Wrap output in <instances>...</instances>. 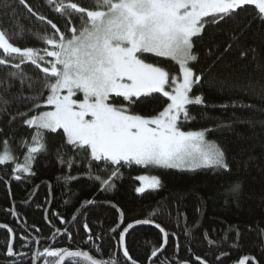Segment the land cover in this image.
Instances as JSON below:
<instances>
[{
    "label": "trees",
    "instance_id": "obj_1",
    "mask_svg": "<svg viewBox=\"0 0 264 264\" xmlns=\"http://www.w3.org/2000/svg\"><path fill=\"white\" fill-rule=\"evenodd\" d=\"M26 2L46 20L29 14L18 0H7L13 6L8 9L0 0V29L6 31L15 46L44 47L35 37L54 32L47 20L67 31L65 18L52 11L46 0ZM73 2L87 8L93 5V0ZM74 23L79 27L78 22ZM193 39L198 59L191 66L197 74H204L193 91L203 95L207 107H190L195 120L184 130L211 129L206 137L223 149L231 170L227 176H217L208 169L181 172L132 165L120 169L111 190L101 191L98 183L88 179V164L80 157H76L70 172L79 178L65 182L69 169L56 155L63 140L58 133H45L47 151L38 154L33 162L34 174L14 172V163L0 164V223H9L14 217L12 222H18L37 238L41 251L52 242L73 245L103 261L112 253L118 264H125L118 236L109 231L118 220L119 209L125 224L150 219L169 233L164 252L150 264H161L165 258L169 264H201L196 257L207 264H238L245 256L254 258L246 264H264V21L258 18L254 6H245L226 23L206 25L202 37ZM152 61L170 70L177 67L162 58L152 56ZM9 71H22L33 79L42 78L43 73L31 64H23L20 69L0 66V109L6 107V111H0V141L7 140L16 162L23 163L25 142L30 146L35 129L17 116L31 107L29 101L18 97L21 93L28 97L33 92L27 81L22 85L18 79H9ZM4 100L9 102L6 106ZM163 100L166 98L150 100L136 111L154 115L162 110ZM61 150L72 155L67 148ZM140 174L157 176L161 186L137 192ZM15 175L21 179L16 180ZM233 181H239L240 190L235 196L226 195ZM90 200L92 204L87 203ZM85 223L91 229V242L83 228ZM68 232L73 239L67 238ZM162 241L156 227L139 225L130 230L125 246L137 263L147 264L153 246L158 248Z\"/></svg>",
    "mask_w": 264,
    "mask_h": 264
},
{
    "label": "snow or ice",
    "instance_id": "obj_2",
    "mask_svg": "<svg viewBox=\"0 0 264 264\" xmlns=\"http://www.w3.org/2000/svg\"><path fill=\"white\" fill-rule=\"evenodd\" d=\"M46 2L52 11L65 18L67 31H61L56 23L47 20L54 32L35 37L44 47L15 46L6 31L0 29V66L20 69L23 64H31L43 73L42 78L33 79L22 71L8 72L9 79H18L22 85L27 81L33 92L28 97L20 94L18 98L29 101L31 107L28 112H18L17 116L34 128L35 133L30 146L25 142L23 163L16 162L7 140L0 141V164L14 163V172L34 174L33 162L38 154L47 151L45 133H58L63 140L61 149L72 152L68 155L57 149L56 153L58 161L69 169L65 182L79 178L70 172L77 163L76 157H80L88 164V179L98 183L101 191L111 190L113 178L120 176V169L132 165L181 172L208 169L217 176L230 173L221 146L206 138L211 129L183 130L195 120L190 107H207L203 95L193 91L204 75L194 72L191 66V62L198 59L193 38H201L206 25L226 23L245 6H254L258 18L264 21V0H93L91 8L73 0ZM18 3L29 14L46 20L45 16L35 13L26 0H18ZM3 7L13 6L3 0ZM74 22H78L79 27ZM19 27L22 30V26ZM146 54L174 62L177 67L170 70L162 63L148 62ZM161 97L166 100L161 102L162 110L156 114L143 115L136 111L148 101ZM3 103L6 106L9 102L4 100ZM42 107L48 110H40ZM222 107L227 108V105ZM0 111H6V107ZM14 178L20 180L21 176ZM138 179L142 182L136 189L139 193L161 186L156 176ZM239 190V181H233L226 195L235 196ZM117 211L118 220L109 231L118 236L117 245L122 249L125 264H137L125 246L126 236L137 225L154 221L138 219L125 224L123 212ZM60 222L65 221L61 218ZM155 227L163 234V243L158 248L153 246L150 260L159 258L169 238L161 225L155 224ZM83 228L91 242V229L87 223ZM59 231L57 229V233ZM8 232L12 229L8 228ZM67 238L73 239L70 232ZM6 255H17L12 243L7 244ZM40 258H44V264H118L112 253L103 261L95 259L90 251L69 247H43L34 254L33 260ZM249 259L254 258L245 256L238 264H246ZM196 260L207 264L201 257ZM161 264H169V261L165 258Z\"/></svg>",
    "mask_w": 264,
    "mask_h": 264
},
{
    "label": "flooded vegetation",
    "instance_id": "obj_3",
    "mask_svg": "<svg viewBox=\"0 0 264 264\" xmlns=\"http://www.w3.org/2000/svg\"><path fill=\"white\" fill-rule=\"evenodd\" d=\"M13 218L14 217H11V220ZM11 220L9 219V223H0V225H7V227L0 228V264H30V263L44 264V258L33 260L34 254L37 251H41L37 243V238L33 236L31 233L25 232L24 229L21 226H19L20 224L18 222L16 221L12 222ZM8 228L12 229L11 233L8 232ZM8 243L13 244L14 252L17 253V255H15L14 257H8L6 255V248H7ZM22 245H26V246H22ZM49 246L57 247V248L69 247L70 249H76L73 245H68V246L56 245L53 242L49 244ZM91 255L93 256V254ZM93 257L97 260H100L96 258L95 256ZM154 260L155 259L151 261H147V264H150ZM128 264H130V262H128ZM137 264H140V263H137Z\"/></svg>",
    "mask_w": 264,
    "mask_h": 264
},
{
    "label": "rangeland",
    "instance_id": "obj_4",
    "mask_svg": "<svg viewBox=\"0 0 264 264\" xmlns=\"http://www.w3.org/2000/svg\"><path fill=\"white\" fill-rule=\"evenodd\" d=\"M146 58H147V60H148V62H153L152 61V55L151 54H146ZM171 62V61H170ZM171 64H175L174 62H171ZM168 67L170 66V65H167ZM165 67V66H164ZM172 67H175V66H172ZM41 110H48L46 107H44L43 109H41ZM184 130V129H183ZM190 130H199V129H190ZM185 131H188V130H185ZM207 138V137H206ZM208 139V138H207ZM208 140H210V139H208ZM210 141H213V140H210ZM140 176H148V177H151V176H154V175H151V174H140L138 177H140ZM157 177V176H156ZM139 180V179H138ZM140 186H142V182L139 180V184H138V186H137V188L138 187H140Z\"/></svg>",
    "mask_w": 264,
    "mask_h": 264
},
{
    "label": "water",
    "instance_id": "obj_5",
    "mask_svg": "<svg viewBox=\"0 0 264 264\" xmlns=\"http://www.w3.org/2000/svg\"><path fill=\"white\" fill-rule=\"evenodd\" d=\"M155 224H158V223H153V224H149V226H153V227H155ZM0 226H2V225H0ZM137 226H139V225H137ZM144 226H148V225H144ZM162 227V226H161ZM1 228V227H0ZM159 230V229H158ZM162 234V233H161ZM162 237H163V234H162ZM162 243H163V241H162ZM166 247V246H165ZM154 258H152L151 260H153ZM150 260V258H149V260L148 261H151Z\"/></svg>",
    "mask_w": 264,
    "mask_h": 264
}]
</instances>
